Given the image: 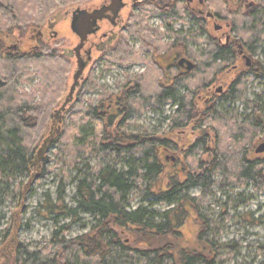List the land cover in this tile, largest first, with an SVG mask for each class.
<instances>
[{
  "label": "trees",
  "instance_id": "trees-1",
  "mask_svg": "<svg viewBox=\"0 0 264 264\" xmlns=\"http://www.w3.org/2000/svg\"><path fill=\"white\" fill-rule=\"evenodd\" d=\"M56 1L71 6L82 0H0V188L23 194L27 185L21 190L20 180L45 172V158L37 165V152L47 140V149L55 150L54 170L63 181L75 173L76 206L63 205L61 185L57 204L48 205L47 211L70 218V224L53 233L49 247L37 251L19 242L13 220L1 236L5 252L0 264H220L224 254H236L235 246L220 243L221 227L202 216L200 208L214 186L228 191L251 184L264 193V154L254 153L264 143V89L251 100L245 98V73L231 76L228 70L240 58L214 37L202 40L205 25L197 23L195 33L173 32L174 18L168 19L165 33L172 41L163 44L162 34L136 13L127 36L138 43V53H132L123 37L106 56L107 70L114 65L124 70L119 92L109 93L86 80L77 95L99 92L98 104H68L56 133L53 115L68 94L71 61L43 39H31L57 12ZM253 1L254 14L247 16L241 9L225 10L226 0L210 5L230 24L236 46L249 54L260 48L264 55V0ZM149 16H158L157 11ZM12 39L18 49L6 46ZM24 42L34 45L26 48ZM174 56L190 61L193 70L177 72L161 63ZM139 64L146 65L145 71L130 77L128 68ZM249 71L253 79L264 77L262 66ZM224 76L229 79L222 80L227 85L220 94L214 85ZM31 77L40 81L32 94L17 88ZM219 100L243 103L244 113H225ZM167 104L175 109L164 139L129 132L130 120ZM68 117L72 123L66 125ZM180 129L197 135L186 150L171 141ZM168 161L179 169L166 172ZM194 188L200 189L197 201L188 196ZM134 193L152 198L151 206L168 208L162 213L143 207L129 211ZM79 215L91 218L82 225L89 229L67 239Z\"/></svg>",
  "mask_w": 264,
  "mask_h": 264
},
{
  "label": "rangeland",
  "instance_id": "rangeland-1",
  "mask_svg": "<svg viewBox=\"0 0 264 264\" xmlns=\"http://www.w3.org/2000/svg\"><path fill=\"white\" fill-rule=\"evenodd\" d=\"M101 0H82L78 4L67 5L64 1H56L58 10L51 16L45 26L43 27V41L50 48H56L59 51L71 50L75 47L76 39L70 30V14L76 9H83L86 5L91 6V3L98 4ZM228 5L235 6V0H228ZM60 12L61 15L68 14L67 17H62L58 24L53 29L56 33V37L51 36V32L47 27V23L53 20V17ZM129 11L124 12L126 17ZM220 20V19H219ZM148 24L162 34L163 44L170 41V38L162 29L163 23L160 20L151 18L147 21ZM225 21L218 22V25L222 26L221 33H216L213 30V25L206 27V30L202 31L200 38L204 40L208 37H219L223 33H228L229 30L225 28ZM174 29L176 31L195 33L198 30V24L195 19H181L175 23ZM50 32V33H49ZM50 36H49V35ZM187 34V33H186ZM36 38V32L31 36ZM29 40V38H28ZM33 40V39H32ZM33 40V41H34ZM129 47L132 53H138V43L128 36ZM17 44L15 39H12L8 43L7 47H12ZM26 48L33 47V43L24 42ZM204 47V45L200 46ZM198 48L194 47L193 51H197ZM140 55V54H139ZM143 55V54H141ZM140 55V56H141ZM98 58V57H97ZM143 60H147V55H143ZM248 60V67L244 66V62L241 60L236 62L235 65L229 67L231 76L235 73H245V98L251 100L256 94H260L264 89V77L259 79H253L249 69L252 67L262 66L264 67V55L260 48L255 50L253 54H249L246 57ZM171 58L165 57L170 61ZM246 62V59L244 60ZM169 63V62H168ZM145 65V64H144ZM236 68L234 72L232 69ZM76 69L75 60H71V71L68 76V88L72 84V75ZM143 67H137L129 71V74L141 73ZM228 71V72H229ZM228 76V75H226ZM90 79L94 81L98 86H105L109 93H116L119 90L121 83L123 82V71L118 68H112L107 70L104 62H98L94 67L87 69L81 80L79 81L80 87H78L73 95L72 101L67 108L77 106H88L91 104L95 106L98 103L99 92L87 93L83 92L82 95H77V92L81 88L85 80ZM228 77L221 78V83L214 85V90L217 92L220 89V94L225 90L227 83H223L222 80L228 82ZM40 81L37 77H31L26 82H20L17 84V88L32 94L35 91L37 84ZM219 108L225 113L231 114L235 111L237 114L244 113L243 103L231 104L219 100ZM174 105H164L156 112L146 111L141 118L130 120L128 130L132 134L148 135L155 139H164L169 132L168 119L173 115ZM72 114H75L73 112ZM60 127L63 123V119ZM72 123L71 118L65 120V124ZM58 125H55V128ZM197 139L196 134H191L189 129H180L177 134H173L172 142L176 146L182 147L186 150ZM165 154H162V158ZM168 155V154H166ZM45 158V172L36 177L33 180L24 178L20 180L21 190L22 187L27 185L26 191L20 194V189L6 191L0 188V242L1 236L4 231L12 224L17 226V238L19 242L24 244L29 251H37L45 247H49V243L52 240L53 233L63 226L70 224V218L48 213L47 207L51 204H57V197L59 187H63L62 203L67 208H74L75 202V173H70L68 178L63 181L57 170H54L55 150L49 149L43 159ZM199 158V157H197ZM42 159V161H43ZM41 161V162H42ZM90 166L94 165L91 161ZM166 166V172L172 169H179V164L172 166L171 162H164ZM121 169V167H118ZM219 178H216L218 180ZM14 191V192H13ZM200 194L199 188L191 189L188 192L190 198L198 200ZM129 211L135 210L139 207L147 208L148 210H155L158 213L164 212L168 207L163 204L152 205L150 202H154L152 198L144 200L143 196L134 193L131 196ZM200 214L206 217L208 220L216 221L221 227V235L219 238L220 243L227 246H235L237 249L236 254L227 255L224 254L223 260L220 264H264V193L258 192V190L251 184H248L242 188H232L228 191H221L217 186L211 189V194L205 201L201 203ZM80 221L77 224L71 225L68 228L66 238L72 239L80 236L88 231V226L84 229L82 225L89 224L91 218L88 215H79ZM5 244H0V259L2 258V247ZM54 248L50 250L53 253Z\"/></svg>",
  "mask_w": 264,
  "mask_h": 264
},
{
  "label": "flooded vegetation",
  "instance_id": "flooded-vegetation-1",
  "mask_svg": "<svg viewBox=\"0 0 264 264\" xmlns=\"http://www.w3.org/2000/svg\"><path fill=\"white\" fill-rule=\"evenodd\" d=\"M211 2L212 0H122L123 7L118 12L117 17L113 20L111 12L110 11L106 12L104 14V17L101 20L97 21L95 32L86 37V40L83 43V46L79 52L80 61L82 64H84L83 73L90 67L91 68L94 67L98 62L106 63L107 62L106 56L108 55V52L111 51L114 47H116L121 42L123 37H126L128 39L127 29L129 27V20L132 14L142 13L147 18V21L150 18L152 20L157 19V20H160V22L162 21L161 22L163 23L162 29L164 30V32H166V28L164 27L166 20L174 18V21H171L173 25L172 26L173 32H179L174 29L175 23L177 21L179 22L180 19L188 18V19H195L198 24H203L206 27L213 25L212 27H213L214 32L221 33L222 26L218 25V22H221V20H219L220 16L216 15V13L212 11L213 8L210 5ZM109 3H110V0H101L98 4H95L93 2L91 3L92 4L91 6L86 5L82 10H86L87 12H92L94 10H99L104 7H107ZM225 4H226L225 5L226 7L224 6L225 10H230V12H233L234 10L241 9L243 15L245 16L253 15L255 7H256V4L253 0H250V1L235 0V6H232V5L229 6L228 0H226ZM153 10L157 11L158 16H149L151 11ZM125 11H129L126 17L124 16ZM67 15L68 14H65L62 16L67 17ZM70 18H71V14H70ZM48 23H47V27H48ZM215 26L220 27V29L215 31L214 29ZM225 28H227L229 32L223 33L219 37H216V40L218 41V43H220V46L223 49L234 50L235 57L238 56L240 60L244 62L243 63L244 66L248 67L249 65H247L244 60L246 59L247 56H249V53L247 52V50L245 53L244 52L245 50L243 48L241 49L240 47L236 46L235 44L236 40L234 39V32L231 30V26L229 23L227 22L225 23ZM43 35H44L43 32L38 31L36 34V37L42 40ZM166 35L169 36L170 38L169 42H171L172 36L170 34H166ZM74 36L76 39V44H75V47H76L79 44V38L76 35ZM31 39L34 40V38L32 37ZM161 41H163L162 38H161ZM16 42L17 44H14L12 47H10L13 50L18 49V41ZM169 42H166V43H169ZM128 44H129V40H128ZM63 51H62V54H63ZM143 55L141 56L143 57ZM175 56L172 57L170 61L163 60L161 63L165 65V67L175 66V71L177 72H189L193 70V67L191 70L187 71L185 69V65L180 66L178 64V61L180 59H177V57ZM69 59L70 61L74 59L75 65H76L75 57L69 58ZM140 66L143 67V71L141 73L129 74V71L137 67H140ZM112 68H118L122 70L124 74L123 69L115 65L112 66ZM145 69H146V65L144 64L132 65L128 68L126 72L127 74L130 75V77L134 78L142 74L145 71ZM235 70L236 68L233 67L232 72H234ZM75 71L76 69L74 70V72ZM79 87H80V83H79ZM118 92L119 90L116 93Z\"/></svg>",
  "mask_w": 264,
  "mask_h": 264
},
{
  "label": "water",
  "instance_id": "water-1",
  "mask_svg": "<svg viewBox=\"0 0 264 264\" xmlns=\"http://www.w3.org/2000/svg\"><path fill=\"white\" fill-rule=\"evenodd\" d=\"M122 7H123L122 0H110L109 5L102 9L94 10L92 12H87L86 10L76 8L71 13L70 30L74 35H76L79 38V44L72 50L63 51V54L67 58H73V57L76 58V71L72 76V84L69 87L68 94L64 99L63 104L58 110L54 112L53 115L54 116L53 125H58L56 128V133H59L60 131V124L62 122L61 115L65 111L67 105L72 101L73 95L76 89L79 87V81L82 78V74L84 71V64H82L80 61L79 52L83 46V43L86 40V37L95 32L97 21L101 20L106 12L110 11L112 14V19L114 20L117 17L118 12L122 9ZM62 17L63 16L60 14V12H58L53 17V20L48 23V29L50 30L52 37H56V33L53 32V29L55 28V26L58 24V22ZM214 29L216 31L220 29V27L215 26ZM178 64L180 66L185 65V69L187 71L191 70L193 67V64L184 58H181L178 61ZM246 64L249 65L247 58H246ZM217 92L219 93L220 89H218ZM47 143H48L47 140L44 141L42 147L37 152V165H40L43 156L48 151ZM254 153L258 155L264 154V143H260L259 145H257L254 149Z\"/></svg>",
  "mask_w": 264,
  "mask_h": 264
}]
</instances>
